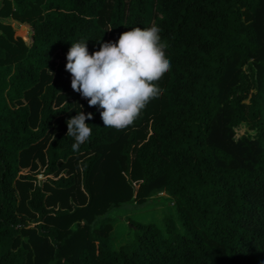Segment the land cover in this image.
<instances>
[{
    "label": "trees",
    "instance_id": "trees-1",
    "mask_svg": "<svg viewBox=\"0 0 264 264\" xmlns=\"http://www.w3.org/2000/svg\"><path fill=\"white\" fill-rule=\"evenodd\" d=\"M153 24L172 65L163 94L133 125L104 127L71 87V44L94 53ZM81 110L92 135L73 150ZM41 168L54 176L42 185L20 173ZM160 193L181 229L129 215L116 249L111 213ZM0 264H264V0H2Z\"/></svg>",
    "mask_w": 264,
    "mask_h": 264
},
{
    "label": "clouds",
    "instance_id": "clouds-1",
    "mask_svg": "<svg viewBox=\"0 0 264 264\" xmlns=\"http://www.w3.org/2000/svg\"><path fill=\"white\" fill-rule=\"evenodd\" d=\"M160 31L155 24L137 26L123 32L118 41L101 43L94 53L89 52L87 41L72 42L66 64L71 87L90 107L102 109L104 127L123 130L133 125L146 106L163 94L158 82L172 65ZM92 117L93 113L81 110L67 120L73 150L91 137L92 128L86 120Z\"/></svg>",
    "mask_w": 264,
    "mask_h": 264
},
{
    "label": "rangeland",
    "instance_id": "rangeland-1",
    "mask_svg": "<svg viewBox=\"0 0 264 264\" xmlns=\"http://www.w3.org/2000/svg\"><path fill=\"white\" fill-rule=\"evenodd\" d=\"M2 5V0H0V6ZM4 22L9 23L13 26L15 30V36L22 37L26 42H29L30 39V27L27 23H22L17 20H14L12 18H6L4 19ZM244 131V128L240 129V132L242 133ZM44 168H41L39 170V174H35L34 171H28V169H23L20 173H30L36 177L37 184H43L44 181L47 180L48 177L54 178L53 175L47 176L43 173ZM63 174H66V172H63ZM154 204L143 208L138 209L133 212H127L125 210H114L111 215L113 217L118 216L120 217L119 222L114 226L113 230L111 231V239L113 242V245L116 249H118L122 244L127 242L132 238V231L130 229V223L126 216H133V218L137 219H144L147 221H153L155 222L159 227H161L163 230H165V219L168 216L173 217L176 220V225L181 229L180 223L178 222L176 213H175V207H174V201L172 198L168 197L164 193H160L154 197ZM31 226H34L33 223H31ZM177 228V229H179Z\"/></svg>",
    "mask_w": 264,
    "mask_h": 264
}]
</instances>
